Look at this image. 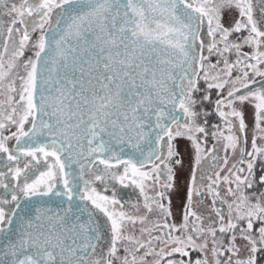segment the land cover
Listing matches in <instances>:
<instances>
[{"label": "snow or ice", "instance_id": "1", "mask_svg": "<svg viewBox=\"0 0 264 264\" xmlns=\"http://www.w3.org/2000/svg\"><path fill=\"white\" fill-rule=\"evenodd\" d=\"M0 264H264V0H0Z\"/></svg>", "mask_w": 264, "mask_h": 264}, {"label": "rangeland", "instance_id": "2", "mask_svg": "<svg viewBox=\"0 0 264 264\" xmlns=\"http://www.w3.org/2000/svg\"><path fill=\"white\" fill-rule=\"evenodd\" d=\"M5 20H7V17H5ZM213 99H215V97H213ZM207 110L210 112H213L212 106L208 105ZM209 121L212 124L220 123L219 117H217L214 112H213V115L209 117ZM208 146L211 147V140ZM177 147L182 154V159L184 161V167L176 170L177 187L175 191L173 192V205L177 202L181 204L180 201H182V198H183V190L185 187V183L190 176V165L193 162V149L189 141L181 139L179 140ZM249 147H250V139H249ZM222 154L223 153H221V155ZM126 190L129 193L127 194V198L124 201H135L137 192H135V190L132 188H127ZM117 195H120V192L117 191ZM196 255L197 254L195 253L193 254L194 257Z\"/></svg>", "mask_w": 264, "mask_h": 264}, {"label": "flooded vegetation", "instance_id": "3", "mask_svg": "<svg viewBox=\"0 0 264 264\" xmlns=\"http://www.w3.org/2000/svg\"><path fill=\"white\" fill-rule=\"evenodd\" d=\"M5 19V18H4ZM245 51H248V49H245ZM259 167V166H258ZM186 181V180H185ZM101 191H102V189H101ZM116 191H118V192H120V195H117V197L118 198H120V199H122V200H126V198H127V194L129 193L125 188H120V186L119 185H117L116 186ZM106 194H108V195H111V193L109 192V193H106ZM137 195H138V192H137V194H136V197H137ZM183 199V198H182ZM130 202H134V201H130ZM180 203H182V201H180ZM181 204H179L178 202L177 203H175L173 206H174V210H178V208H179V206H180ZM194 254V253H193Z\"/></svg>", "mask_w": 264, "mask_h": 264}, {"label": "water", "instance_id": "4", "mask_svg": "<svg viewBox=\"0 0 264 264\" xmlns=\"http://www.w3.org/2000/svg\"><path fill=\"white\" fill-rule=\"evenodd\" d=\"M45 200H47L48 201V203H49V205L51 206V207H56V205H57V203H56V201H59V198H56V197H52V198H45ZM54 201V202H53Z\"/></svg>", "mask_w": 264, "mask_h": 264}]
</instances>
